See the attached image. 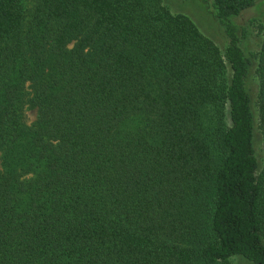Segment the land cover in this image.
I'll return each instance as SVG.
<instances>
[{
    "label": "trees",
    "instance_id": "1",
    "mask_svg": "<svg viewBox=\"0 0 264 264\" xmlns=\"http://www.w3.org/2000/svg\"><path fill=\"white\" fill-rule=\"evenodd\" d=\"M254 4L211 0L220 49L161 0H0V264H264Z\"/></svg>",
    "mask_w": 264,
    "mask_h": 264
},
{
    "label": "rangeland",
    "instance_id": "2",
    "mask_svg": "<svg viewBox=\"0 0 264 264\" xmlns=\"http://www.w3.org/2000/svg\"><path fill=\"white\" fill-rule=\"evenodd\" d=\"M162 3L172 13H181L189 17L198 27L200 32L210 38L220 49H223L225 37L222 26L214 18V12L211 6V0H161ZM238 23L246 25L248 21L253 20L248 26L247 37L243 40V46L246 52L252 57L254 65L251 71L250 88L252 92V104L255 113L256 132L258 133L256 141V151L259 156L260 165L263 162V150L258 127V108L257 95L259 90L258 75L256 73L258 52L264 35V5H252L243 10L237 17ZM36 119V110L26 107L24 110V121L27 125ZM230 264H251L241 257L234 256Z\"/></svg>",
    "mask_w": 264,
    "mask_h": 264
}]
</instances>
